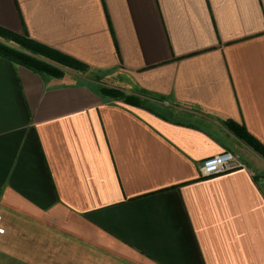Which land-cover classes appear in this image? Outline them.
Instances as JSON below:
<instances>
[{
    "label": "crops",
    "instance_id": "obj_1",
    "mask_svg": "<svg viewBox=\"0 0 264 264\" xmlns=\"http://www.w3.org/2000/svg\"><path fill=\"white\" fill-rule=\"evenodd\" d=\"M0 25L124 87L0 55L3 264H264V157L231 123L264 145V0H0ZM232 144L256 164L202 176Z\"/></svg>",
    "mask_w": 264,
    "mask_h": 264
},
{
    "label": "trees",
    "instance_id": "obj_2",
    "mask_svg": "<svg viewBox=\"0 0 264 264\" xmlns=\"http://www.w3.org/2000/svg\"><path fill=\"white\" fill-rule=\"evenodd\" d=\"M0 55L42 75L60 76L65 68L85 70L89 66L73 56L41 43L27 35L15 33L0 25ZM119 95L117 90H107ZM142 93H145L144 91ZM135 101L137 98L133 97ZM149 102V98L146 100ZM236 134L264 157V145L247 130L231 122Z\"/></svg>",
    "mask_w": 264,
    "mask_h": 264
},
{
    "label": "rangeland",
    "instance_id": "obj_3",
    "mask_svg": "<svg viewBox=\"0 0 264 264\" xmlns=\"http://www.w3.org/2000/svg\"><path fill=\"white\" fill-rule=\"evenodd\" d=\"M77 71L81 72L84 76H86V78H88V77L89 78H94V79L96 78L97 81H99L101 83V85L99 84L100 87L101 86H105L104 88H107L108 87L107 89H109V90H113L115 86L120 87V88H124V87H122L120 85V83H121V79H120L121 72L113 73L114 78H108L106 76V74H104L105 72H103L102 75H99V74H101L100 72H98V71H91L89 68H86L85 70H77ZM119 92L120 93H123L122 90H119ZM135 92H136V90H135ZM111 93L114 96L118 95L117 93H114V92H111ZM136 95L137 96H141V98H142V95L140 94V92H136ZM143 99L144 100H147L148 98H143ZM150 102H152V104H158V105H162L163 103L165 105L170 104V102L167 99H164V98H156V97L155 98L154 97H151L150 98ZM142 103L144 104L145 102L142 101ZM186 108L187 107L182 106V105H180V106L179 105H176V109L179 111L178 113H182L183 114V112H185L184 109H186ZM184 114L187 115L186 113H184ZM231 147L232 148H230L229 150L232 151L233 153L239 155L242 158V161L243 162H246L245 159H247L248 162H254L253 156L252 155H249L248 151L246 149H244L243 147H239V146H237L235 144H232ZM256 168H257V165H256ZM258 168H260V167H258ZM6 247H10V246L7 245ZM9 259H10V257H8V256L5 257V258L0 257V260H1V263L0 264H3L5 262V260L8 261Z\"/></svg>",
    "mask_w": 264,
    "mask_h": 264
},
{
    "label": "built area",
    "instance_id": "obj_4",
    "mask_svg": "<svg viewBox=\"0 0 264 264\" xmlns=\"http://www.w3.org/2000/svg\"><path fill=\"white\" fill-rule=\"evenodd\" d=\"M241 167H246V164L242 161L239 155L230 150H224L205 158L202 161L200 171L202 176L212 177ZM2 221L3 216L0 214V234H4L6 232L5 227L2 225Z\"/></svg>",
    "mask_w": 264,
    "mask_h": 264
},
{
    "label": "water",
    "instance_id": "obj_5",
    "mask_svg": "<svg viewBox=\"0 0 264 264\" xmlns=\"http://www.w3.org/2000/svg\"><path fill=\"white\" fill-rule=\"evenodd\" d=\"M261 181H262V183H263V185H264V179H262Z\"/></svg>",
    "mask_w": 264,
    "mask_h": 264
}]
</instances>
